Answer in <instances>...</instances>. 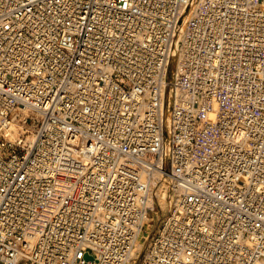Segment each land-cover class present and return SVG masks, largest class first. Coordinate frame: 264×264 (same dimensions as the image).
<instances>
[{"label":"built area","instance_id":"2783aa9c","mask_svg":"<svg viewBox=\"0 0 264 264\" xmlns=\"http://www.w3.org/2000/svg\"><path fill=\"white\" fill-rule=\"evenodd\" d=\"M140 257L264 264V0H0V264Z\"/></svg>","mask_w":264,"mask_h":264},{"label":"rangeland","instance_id":"374dc122","mask_svg":"<svg viewBox=\"0 0 264 264\" xmlns=\"http://www.w3.org/2000/svg\"><path fill=\"white\" fill-rule=\"evenodd\" d=\"M167 187V182L164 184V186L158 184L157 186L154 187L152 191V198L150 202V207L148 210V222L145 225L146 232L143 235V238L139 242H141L140 246L138 247L137 253L144 249L147 241L145 240V237L147 234L150 233L152 236L153 233L156 231L157 226L159 224V221L163 218V216L167 213L169 210V205H170V200H171V194L165 193L163 188ZM143 253V252H142ZM135 254L134 258L137 256ZM142 255V254H141ZM141 262V257L137 261L136 264ZM129 264H134L133 260Z\"/></svg>","mask_w":264,"mask_h":264},{"label":"bare ground","instance_id":"6f19581e","mask_svg":"<svg viewBox=\"0 0 264 264\" xmlns=\"http://www.w3.org/2000/svg\"><path fill=\"white\" fill-rule=\"evenodd\" d=\"M140 244H141V242H138V244H137V246H136V248H135V253H134V255L137 253V250H138V247L140 246ZM137 255V254H136ZM135 258H134V256H133V260H134Z\"/></svg>","mask_w":264,"mask_h":264},{"label":"water","instance_id":"95a60500","mask_svg":"<svg viewBox=\"0 0 264 264\" xmlns=\"http://www.w3.org/2000/svg\"><path fill=\"white\" fill-rule=\"evenodd\" d=\"M86 259H91L88 255L86 256Z\"/></svg>","mask_w":264,"mask_h":264}]
</instances>
